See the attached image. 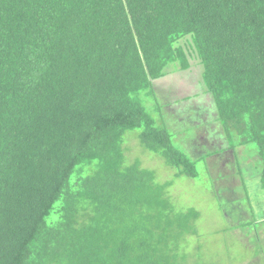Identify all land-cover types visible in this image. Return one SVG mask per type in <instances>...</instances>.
I'll return each instance as SVG.
<instances>
[{
    "label": "trees",
    "instance_id": "16d2710c",
    "mask_svg": "<svg viewBox=\"0 0 264 264\" xmlns=\"http://www.w3.org/2000/svg\"><path fill=\"white\" fill-rule=\"evenodd\" d=\"M195 59L264 191V0H0V264H203L185 245L199 213L124 149L139 132L198 178L147 109Z\"/></svg>",
    "mask_w": 264,
    "mask_h": 264
},
{
    "label": "rangeland",
    "instance_id": "374dc122",
    "mask_svg": "<svg viewBox=\"0 0 264 264\" xmlns=\"http://www.w3.org/2000/svg\"><path fill=\"white\" fill-rule=\"evenodd\" d=\"M191 66V73L170 75L158 83L159 98L148 103L147 109L157 125L168 131L174 147L196 163L198 178H175L176 170L141 147L139 132L124 137L126 165L138 161L143 169L155 173L157 184L171 182L167 193L177 212L194 209L199 213L198 236L187 237L185 242L193 263L264 264V191L257 185L261 164L255 148L231 149L235 144L228 143L215 123L212 100L202 104L204 108L199 107L196 115L175 114L170 106L174 100L202 95L203 69L197 59Z\"/></svg>",
    "mask_w": 264,
    "mask_h": 264
},
{
    "label": "crops",
    "instance_id": "0c3cea01",
    "mask_svg": "<svg viewBox=\"0 0 264 264\" xmlns=\"http://www.w3.org/2000/svg\"><path fill=\"white\" fill-rule=\"evenodd\" d=\"M192 67L193 66H191L190 67V69L189 70H187V71H176L174 68H169L168 70H167V75L164 77V78H162L161 80H158V81H155L154 82V88H155V91L157 92V90H156V88H157V84L158 83H160L162 80H167V77L168 76H170V75H175V74H181V73H186V72H188V73H191L192 72ZM202 73H203V70H202ZM201 80H202V74H201ZM201 88H203V86L201 87ZM202 95H198V96H190V97H188L189 99H184V100H178V101H176V100H174L173 101V104H170V106L173 108V112H175V114L177 113V112H181V113H183V114H185V115H187V114H194V115H196V113L195 112H197V110L199 111V107L201 108L203 105L202 104H204V106H206V104L208 103V102H210L211 100H212V98L208 95V94H206V92H205V90L203 89L202 90ZM189 100V101H188ZM213 105H214V103H213ZM169 106V107H170ZM204 106H203V108H204ZM182 107H184V108H186L185 109V111L184 112H182V110H181V108ZM201 109V112H202V114H204V112H205V110L204 109ZM181 110V111H180ZM173 112H172V114H173ZM180 113V115H182ZM165 114H167V111H165ZM170 115H171V113H170ZM184 115V116H185ZM177 120V118L175 119V121ZM216 120H217V117H216ZM215 123L216 124H219L217 121H215ZM203 127H205V126H203ZM219 127H220V124H219ZM209 128L211 129L212 127L211 126H209ZM208 128V129H209ZM220 130H221V127H220ZM204 132H206V131H204ZM203 132V134H207V136L209 135V132H206V133H204ZM213 132H215V131H213ZM212 132V133H213ZM221 133H222V130H221ZM215 138H212L211 139V142H214V143H216V141L214 140ZM198 142V141H197ZM199 143V142H198ZM207 143V142H206Z\"/></svg>",
    "mask_w": 264,
    "mask_h": 264
}]
</instances>
